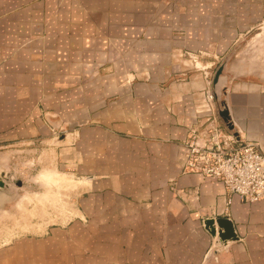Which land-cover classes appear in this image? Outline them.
Instances as JSON below:
<instances>
[{
    "label": "crops",
    "instance_id": "1",
    "mask_svg": "<svg viewBox=\"0 0 264 264\" xmlns=\"http://www.w3.org/2000/svg\"><path fill=\"white\" fill-rule=\"evenodd\" d=\"M262 23L264 0H0V146L58 135L78 178L64 224L0 264H264V198L186 166L216 57L236 140L264 151V48L232 52Z\"/></svg>",
    "mask_w": 264,
    "mask_h": 264
},
{
    "label": "rangeland",
    "instance_id": "2",
    "mask_svg": "<svg viewBox=\"0 0 264 264\" xmlns=\"http://www.w3.org/2000/svg\"><path fill=\"white\" fill-rule=\"evenodd\" d=\"M232 41H238L232 52L261 55L264 46L250 42L264 41V23L253 29L236 31ZM225 60L221 61L216 57L213 75L222 63H226ZM254 79L264 82V78ZM207 80L206 94L209 102L214 104L213 116L216 118V125H219L217 128L224 134L233 135L234 128L229 129L219 115L221 100L215 99L212 76L209 75ZM207 127L204 125L201 128ZM60 129L61 135L67 133L64 127ZM58 139L59 136L56 135L54 143L34 141L26 144L17 141L0 146V171L6 173L5 177L0 176V181L4 183L0 186V248L18 239L39 237L51 226L63 225L69 213L76 209L74 200L77 197L75 193L78 178L70 171L67 150H63L62 146H55ZM254 143L261 149L258 143ZM45 170L62 174L63 181L51 186L35 181L38 172ZM69 179L74 182H69ZM17 181H21L22 185H18Z\"/></svg>",
    "mask_w": 264,
    "mask_h": 264
},
{
    "label": "built area",
    "instance_id": "3",
    "mask_svg": "<svg viewBox=\"0 0 264 264\" xmlns=\"http://www.w3.org/2000/svg\"><path fill=\"white\" fill-rule=\"evenodd\" d=\"M213 115L192 130L186 142V166L220 181L231 196L249 202L264 198V151L250 140L239 143L224 134ZM204 125L208 127L202 129Z\"/></svg>",
    "mask_w": 264,
    "mask_h": 264
},
{
    "label": "water",
    "instance_id": "4",
    "mask_svg": "<svg viewBox=\"0 0 264 264\" xmlns=\"http://www.w3.org/2000/svg\"><path fill=\"white\" fill-rule=\"evenodd\" d=\"M224 65L225 63H222L218 68L217 70L215 71L214 73V76H213V89H214V96H215V99L217 100H221L220 101V108H219V115L221 116V118L223 119V121H225V123L227 124L228 128L229 129H233V125L230 121V116L228 114V109L226 107V104L224 102L222 98V86H221V83H220V76L223 72V69H224ZM233 135L236 136V133L233 132ZM0 176L2 177H5L6 176V173L4 171H0ZM18 185H22V182L21 181H17ZM4 183L2 181H0V186H3ZM219 223V222H218ZM220 227H222L223 231L219 232V236L221 238H226V237H230L232 236L229 231L223 227L221 224H219Z\"/></svg>",
    "mask_w": 264,
    "mask_h": 264
},
{
    "label": "bare ground",
    "instance_id": "5",
    "mask_svg": "<svg viewBox=\"0 0 264 264\" xmlns=\"http://www.w3.org/2000/svg\"><path fill=\"white\" fill-rule=\"evenodd\" d=\"M44 178H45L46 180H48V182H49V180H53V181H55V182L62 181V176H61V175H58V174H50V173H48V174H46V175L44 176ZM46 182H47V181H46Z\"/></svg>",
    "mask_w": 264,
    "mask_h": 264
}]
</instances>
